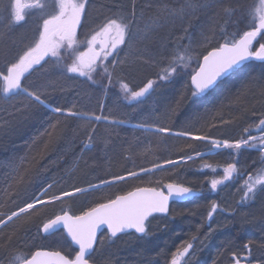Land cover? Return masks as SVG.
<instances>
[{
  "label": "trees",
  "instance_id": "trees-1",
  "mask_svg": "<svg viewBox=\"0 0 264 264\" xmlns=\"http://www.w3.org/2000/svg\"><path fill=\"white\" fill-rule=\"evenodd\" d=\"M164 2L165 0H119V3L129 11L135 3L137 14H142L145 19L151 17L155 11V9L149 11V4L157 5ZM182 2L183 0H167L170 5L176 4L177 6ZM241 2L246 4L247 11L250 13L253 0H241ZM106 3H110V0H92L89 11L94 12L99 5ZM9 4L11 5V0H0V53L15 54L22 46L21 41L17 40L21 38V34L18 31L4 33V28L7 29L11 25ZM141 7H143V13H141ZM215 10L219 11L218 6ZM212 11L210 9L192 18V27H189L190 36H185L184 39H181L184 33L179 23L174 27L170 25L159 29L154 37L159 51L165 52V48L169 52L172 49L178 50L179 45H187L191 39L193 45L191 55L197 57L201 52L206 54L204 48L197 46V42L202 40L201 29L207 30L210 25L209 17ZM248 19H252L251 13ZM221 24H223L222 21ZM184 26L188 27L187 20L184 21ZM236 31H240L242 35V31L236 25L229 24L225 26L224 33H221L219 29L215 33L209 32L213 43L206 46L207 50H211L213 44L218 46V43L224 42L223 39H219L217 43L218 37L226 34L227 38L231 39L233 32ZM260 43H264V38H257L253 44V50L259 47ZM124 51L119 56L121 61H126V59L122 60L126 57ZM133 54L131 58L126 57L128 59L126 63L120 64L119 67L124 71L121 72L118 68L112 75L111 84L108 78L97 74H93L96 77L95 84L86 78L65 79L53 75L51 66L33 73L26 83L31 81L36 84L49 85L50 91L45 97L49 107L22 108L21 100L12 98L15 94L3 95V83L0 81V162L12 161L14 164V168L0 167V205L7 204L9 198H13L17 205L23 206L33 192L39 194L41 185L46 186L56 180L59 182L55 183L52 191L59 194L61 189L71 191L73 186L87 187L88 182L98 183L100 178L109 177L111 174H122L126 168L150 167L151 162L155 160L161 162L166 158L176 160L185 155L213 150L210 143L176 137L169 138L164 134L154 137L151 131H144L137 125L151 127L162 124L173 131L195 132L203 127V120H207L208 125L203 127V132L210 130L213 138L234 141L241 136L247 138L248 135L263 134L264 130L255 127L259 123L261 113L264 112V95H261L259 91V77L264 67L260 61L253 59L245 66V71L249 72L250 77L255 78V82L249 85L251 91L245 90L239 97L233 95L230 99L224 100L229 89L235 94L237 88L243 86L241 77L237 76L221 84L211 96L193 100L188 87V79L197 69L195 58L186 59L187 67H179L178 72L174 73L169 80L161 81L158 74H162V68L159 65L167 66V53L164 56L157 55L155 51L147 53L141 44L135 47ZM183 54L178 50V55ZM145 56H152L156 64L144 63ZM201 58L202 56H199V60ZM4 63V57L0 55V68H4ZM112 67L110 63V73ZM149 80L153 81L154 86L146 95L143 103L129 104L123 99L121 84H126L132 90H139ZM104 85L108 87L105 88ZM118 95L120 99H117ZM10 100L11 102H8ZM222 100L223 103H221ZM52 107H61L65 110L72 108L74 111L88 110L97 115L103 112L104 115L122 119L126 123L114 132L103 125H98V131L91 142V147L84 149V142L88 139L82 135L84 132L82 125L85 122L60 116L50 110ZM131 112L134 113L132 116H130ZM206 112L207 115H205ZM221 118L229 123H220ZM213 123L216 124V128L211 127ZM249 125L253 127L245 133L244 129ZM212 131L218 132L219 136H213L218 133ZM231 131L235 133L230 137L220 134ZM186 143L194 148L184 152L183 147ZM253 150L254 148L242 149L238 153L227 149L220 150L187 163L171 166L169 167L171 171L157 173L153 176L151 183H149V177L144 176L143 182L131 180L127 183L121 182L104 193L78 195L75 198L68 197L62 203L57 202L55 206H39L38 212L28 218L17 220L14 225L10 226V229H5L3 233H0V238H3L10 233L11 229L20 230L18 241H13L12 247L8 250L0 247V264H9L10 258L19 255L21 250L27 251L23 248L24 241L27 240L29 244H32V237L37 236L43 223L54 213H60L61 209L66 210L67 208L70 211L68 213L79 215L82 210L99 201L101 196L111 195L114 198L115 195L125 194L137 186H156L157 179L163 183L176 182L190 187L199 195L184 203L173 204L165 217L151 218L147 224L149 225L147 236L138 237L134 234H126L112 239L106 233H102L99 239L104 240L102 250L104 249L105 258L108 259L106 263L98 261L96 254L100 257L102 250L99 251V245H96V252H93L92 260L90 259L92 264H167L171 261L172 254L182 245L187 246L188 242L193 244L190 250L191 252L196 250L195 259L197 258L200 264H220V262L227 264L230 256L237 250L242 252L249 250L253 256V264H264V246L261 244L264 238V194L262 193H258L250 205H237L249 207L242 214V227L235 215L227 213L226 217L229 219H222L227 226L221 229V232L217 233L214 238H210L205 247L199 245L207 231L212 229L213 219L216 218V213L211 219L206 217L211 203L216 202L222 208V196H227L232 192L233 180L223 182L217 186L215 192L212 191L211 181L220 179L216 176V170L213 171L214 166L216 164L225 166L229 163L228 158L237 160V158L247 157L245 166L256 163L257 165L250 168L264 167L259 154ZM238 175L237 173L234 180ZM14 207L16 205L7 204V207H0V211H7ZM171 220L172 222L169 223ZM153 222H160L156 225L157 227L154 226L158 228V231L151 227ZM54 235L60 236L67 244V250L62 249L61 253L72 258L75 251L63 234ZM51 239L39 234L35 244L43 245L44 249L51 250L52 248L46 245V242ZM248 241L252 243L249 249H245L244 245ZM35 250L37 249L32 248V251Z\"/></svg>",
  "mask_w": 264,
  "mask_h": 264
},
{
  "label": "snow or ice",
  "instance_id": "snow-or-ice-1",
  "mask_svg": "<svg viewBox=\"0 0 264 264\" xmlns=\"http://www.w3.org/2000/svg\"><path fill=\"white\" fill-rule=\"evenodd\" d=\"M259 7H256L257 18L248 19L250 13L247 11L246 4L241 0H183L177 6L169 4L167 0L157 5H148L149 11L153 15L145 22V17L137 14V5L133 3L131 11L119 3V0H110V3L101 4L94 12L89 11L91 0H55L58 12L52 14L49 18L43 19L42 30L38 33V39L33 44H29L26 48L21 49L15 54L0 53L4 57V68H0V81L3 83V95L8 96L9 93L15 94L12 98H21V107L28 109L34 106L49 107L46 103V95L50 91L47 84H36L29 81V78L35 72H40L51 66L53 75H58L65 79L86 78L93 84L96 83V77L93 74L106 77L109 84L112 81V75L116 70L123 72L120 68V53L125 48L132 49L139 45H143V49L147 53L155 51L157 55L164 56L167 53V66L159 65L162 68V74H158L159 80L167 81L178 72L179 67H187V60L196 59L197 69L191 75V85L194 90L191 91V98L196 100L205 96H211L221 84L232 80L234 77L240 76L243 86L237 88L235 94L228 90V95L224 100L230 99L233 95L239 97L245 90L251 91L249 85L255 82V78L250 77L249 72L245 71V66L249 61L255 59L260 61L264 67V43H260L258 49L253 50L254 41L258 37L264 38V0H259ZM12 16L14 21L19 23L25 20V10L27 8H43L40 0H12L11 2ZM218 6L219 11H216ZM213 10L209 17L210 25L207 30L201 29L202 40L197 42V46L204 48L207 54L199 53L202 56V62L199 56L193 57L192 41L189 39L187 45H179L178 50L183 55H178L177 49L170 52L165 48V52H160L159 47L155 45L154 37L156 32L167 26H175L179 23L184 36H190L189 27H192L191 20L200 13H206ZM143 13V7H141ZM188 21V27L184 26V21ZM221 21L223 24H221ZM236 25L242 31L233 32L231 39L227 35L218 37L223 39V43L218 46L213 44L211 50H207V45L213 43L209 32L215 33L217 29L221 33L225 32L226 25ZM247 30H244V29ZM83 33L84 40H79V35ZM106 35L111 36L109 43L103 46V56L99 52L93 50L98 42V37ZM237 36L239 38H237ZM90 37V39H89ZM79 44L80 47H74ZM151 44V46H149ZM123 46V47H122ZM86 47L87 50H84ZM108 57H112V71L109 72ZM144 63L156 64L152 56H145ZM6 69V71H5ZM259 91L264 95V71L259 77ZM83 82V80L81 81ZM153 81L141 87L139 90H132L126 84H121V92L123 99L129 104L133 102L143 103L146 95L153 89ZM103 87L107 88L108 85ZM235 87V85H233ZM54 90V89H51ZM187 98V97H185ZM120 99V96H117ZM223 103V100L221 101ZM75 107V106H73ZM103 108V105H101ZM51 111L60 116L70 117L82 120L85 123L83 136L88 139L84 142V148H90L91 142L95 139V133L98 131V125H103L106 129L114 132L115 129L124 125L126 122L122 119H116L111 116L104 115L103 112L97 115L95 112L88 110H67L61 107H52ZM208 113L206 112L205 115ZM11 115V113H10ZM203 119V118H200ZM220 123L227 124L229 121L221 118ZM207 120H203V127H207ZM143 127L146 131H151L154 137L160 134H167L169 138L190 137L193 141H207L215 151L232 150L233 153L241 152L242 149L256 148L257 143L261 146V164L264 165V136L248 135L247 138H241L234 141L229 139L213 138L209 133L203 132V127L195 132L189 130L173 131L170 127L162 124H156L149 127L148 125H137ZM212 128H216L213 123ZM253 125H249L244 129L248 133ZM255 127L264 130V112L261 113L258 125ZM49 135H51L49 133ZM83 151V149H81ZM205 154L196 153V157ZM196 157L185 155L174 160L171 158L163 159L162 162L155 160L151 162L150 167H130L126 168L122 174H111L109 177L100 178L99 182H88L87 187L73 186L71 191L61 189L59 194L52 191L55 184L41 185L39 194L33 192L23 206L17 205L16 200L9 198L7 204L16 205L7 211H0V233L5 229H10L17 220L28 218L39 211L37 205L55 206L57 202H63L64 197H76V194L89 195L96 193H104L106 190L114 188L121 182L127 183L131 181L143 182L144 176L151 178L157 173H166L171 171L167 165L176 166L179 163H187ZM0 167L14 168L12 161L0 162ZM238 170V161L228 163L223 169V179H213L211 181V189L213 192L217 190V186L232 178L233 172ZM215 171V169H213ZM256 172H248V179L242 185L244 200L252 201L257 197V192L264 194V167L254 170ZM23 179L22 177L20 178ZM156 186L139 187L134 191H128L125 194H117L114 198L111 195L101 196V199L94 202L81 211L79 215H70L66 210L61 209L60 213H54L39 228L37 236L32 237V244L27 240L24 241L23 248L19 255L10 258L9 264H90L91 254L95 251V244L98 240V232L106 227L110 237H117L120 233H126L134 230L141 236H147V221L153 214H168L169 202L171 199L183 200L193 195L190 187L183 186L176 182L163 183L157 179ZM162 188L167 189L165 193ZM7 204L0 207H7ZM217 211H224L219 204L212 202L210 210L207 213L209 219ZM229 214L235 213L236 209L228 207ZM62 228L71 243L78 246L74 259L64 255L60 250H45L43 245L37 246L35 240L40 233L47 234L53 229ZM20 230L11 229L10 233L0 238V247L8 250L13 246V241H18ZM195 239V237H194ZM252 241H248L245 249H249ZM264 246V238L261 240ZM193 247L191 242L187 246H181L172 254L170 264H181L180 258L185 257L189 250ZM32 248L37 250L32 251ZM236 264H240V258L237 254H233ZM247 259V257H245ZM186 264V261L184 262Z\"/></svg>",
  "mask_w": 264,
  "mask_h": 264
},
{
  "label": "rangeland",
  "instance_id": "rangeland-1",
  "mask_svg": "<svg viewBox=\"0 0 264 264\" xmlns=\"http://www.w3.org/2000/svg\"><path fill=\"white\" fill-rule=\"evenodd\" d=\"M91 2H92V0H91ZM40 3H42L43 4V8H34V10L32 11V14H33V17H34V19L32 20V21H34L33 23H34V31L33 32H30V31H28V30H26V29H24V30H22L21 28H17V29H13V28H15L14 27V25H13V21L10 19V21H11V25L6 29V28H4V33H8L9 31L10 32H14V31H18L19 32V34H21V38H18L17 40H18V42L19 41H21V43H22V46L19 48V50L21 49V48H26L29 44H33V42L36 40V39H38V33H39V31L40 30H42V25H43V19H45V17L46 16H48V15H51V14H53V13H55L56 12V9H55V0H40ZM10 5V4H9ZM260 6V4H259V0H253V2H252V5H251V9H250V13H251V16H252V18L253 17H256L257 18V22H258V16L256 15V7H259ZM10 11V10H9ZM14 20V19H13ZM148 21V18H146L145 19V22H147ZM15 22V21H14ZM15 23H17V22H15ZM32 23V24H33ZM27 32V33H26ZM30 33V34H29ZM16 44V42L14 43V45ZM255 49H258V47H256V48H254V50ZM125 51H124V53L126 54L125 56L127 57V58H131V57H133V52L135 51V47L134 48H132V49H128V48H126V49H124ZM123 58L122 60H125L126 59V61H128V59L127 58ZM134 60H136V59H134ZM2 82V81H1ZM31 82V81H30ZM33 83V82H32ZM2 88H3V86H2ZM14 100H21V98H19V97H17V98H15ZM8 102H11V100L10 101H8ZM134 113L133 112H131V114H130V116H132ZM231 126V125H230ZM231 127H233V126H231ZM141 129L142 130H144V131H146L143 127H141ZM206 132H208L209 134H210V130L209 131H206ZM212 132H215V133H218V132H216V131H212ZM214 133V134H215ZM235 133V131H231V132H229V133H220L221 135H224V136H226V137H230V136H232L233 134ZM163 134V133H162ZM167 136V134H164V136ZM213 136H219V133L218 134H216V135H213ZM174 137V136H173ZM261 137V136H260ZM179 139H187V140H190V141H193V140H191L190 139V137H183V138H179ZM257 139H259V137L257 138ZM199 142H201V143H209V142H207V141H199ZM189 143H186L185 145H184V147H183V151L184 152H188V151H190V150H192L193 148H194V146L193 147H191V146H189L188 145ZM258 148L256 147V148H254V152H256L257 154H259V156L261 157V154H262V152H261V146H260V144H258ZM213 152H215V150H213V151H211V152H208V153H206V152H201L202 154H210V153H213ZM192 156H194V157H196V154H194V155H192ZM204 156V155H203ZM200 157H202V156H200ZM200 157H196L195 159H197V158H200ZM176 160H179V159H176ZM194 160V159H193ZM180 164V163H179ZM255 165H257L256 163L255 164H252L251 166L250 165H247V166H240L239 167V171H238V176H237V178H236V180H233L232 181V187H231V190H232V192H231V194H229V195H227V196H222V200H223V202H222V208L224 209V211H217L216 212V218H214L213 219V223H212V229L208 232L207 231V233H206V236L203 238V239H201L200 240V242H199V245L201 246V247H205L206 245H207V243L209 242L208 240L210 239V238H214V236H216V234L218 233L219 234V232H221V229H224L227 225H225V221L224 220H222V219H226V218H228V217H226L227 216V213L229 214V211H228V207L229 206H231V208H234V209H236V211L237 210H239V212L237 211H235V213L234 214H232V215H235V217H236V219H238V221H239V225L242 227V214H244V212H246L248 209L247 208H249V207H247V208H245V207H242V206H237V205H245L246 206V204L247 205H250V203L252 204V202L255 200H252V201H249V200H244V202L243 203H240V201L242 200V198H243V192L245 191V189H243V187H242V185L244 184V181L245 180H247L248 179V176H247V173L248 172H253V175H255L256 174V172L254 171V170H256L257 169V167L256 168H254V169H252V168H250V167H253V166H255ZM167 166H172V165H167ZM166 166V167H167ZM236 177V176H235ZM258 193H260L259 191L257 192V194ZM66 198H68V197H64L63 198V200L64 199H66ZM260 203V202H259ZM257 204H258V202H257ZM263 205V204H262ZM39 206H42V205H37V207H39ZM258 208V207H257ZM209 209L210 208H208V210H207V212H206V214L208 213V211H209ZM66 211L67 212H70L67 208H66ZM71 215H72V213H70ZM230 215V214H229ZM206 217H208V216H206ZM229 219V218H228ZM241 219V220H240ZM172 222V220L171 221H169V223H171ZM160 222H153V224H152V228H154V226L155 227H157L156 225H158ZM149 224V223H148ZM148 226L149 225H147V229H148ZM151 228V229H152ZM156 231H158V228H154ZM60 233V232H59ZM215 233V234H214ZM58 234V233H57ZM60 235V234H59ZM54 236V237H53ZM53 236H51V237H49V239L50 238H52L51 240H49V241H47L46 242V245L48 246L49 245V247L50 248H52V249H54V250H62V249H65V250H67V244H65L66 242L65 241H63L62 239H61V237L60 236H58V235H53ZM99 241V243L97 244V245H99V251H101L102 250V248H103V245L105 244V243H103V239L102 238H100V239H98ZM199 248V247H198ZM96 249L97 248H95V251L94 252H96ZM196 251V250H195ZM194 250L191 252V250H189V253L188 254H186V256L184 257V258H182V263L181 264H184V262L186 261V264H190V263H193V264H200L201 262L200 261H198L197 260V258L195 259V257L197 256V254H195L194 252H195ZM98 252V251H97ZM243 252L241 251V250H237L236 251V254L237 255H241V256H243L244 254H242ZM94 254V253H93ZM92 254V255H93ZM92 255H91V260H92ZM105 252H104V249L100 252V257L98 256V254H96V258L98 259V261L99 262H101V263H106L107 262V259L108 258H105ZM193 260V261H192ZM229 263V261L227 262V264ZM168 264V263H167ZM220 264H223L222 262H220ZM229 264H232V262H230Z\"/></svg>",
  "mask_w": 264,
  "mask_h": 264
},
{
  "label": "flooded vegetation",
  "instance_id": "flooded-vegetation-1",
  "mask_svg": "<svg viewBox=\"0 0 264 264\" xmlns=\"http://www.w3.org/2000/svg\"><path fill=\"white\" fill-rule=\"evenodd\" d=\"M11 2H12V0H11ZM55 9H56V12H58V8L56 7V5H55ZM89 9H90V7H89ZM33 10H34V8H27L25 10V20L24 21H21L19 23H15L14 20H13L14 18L12 16V8L10 9V11H9L10 19L12 18L11 19L13 21L12 23H13L14 27L16 26L15 29L21 28L22 30L26 29V30H28L30 32H33L34 31V29H33L34 28V23H33L34 21H32L34 19L33 14H32V11ZM51 15H48L45 18H49ZM89 39H90V37H89ZM79 40H81V41L84 40L83 33H81L79 35ZM110 40H111V36L102 35V36L98 37V42L94 46L93 50L96 51V52H99L100 55L103 56V46L106 43H109ZM74 47H80V45L77 44V45H74ZM84 50H87L86 47H84ZM111 60H112V57H108L107 61H102V63H108V65H109L111 63Z\"/></svg>",
  "mask_w": 264,
  "mask_h": 264
},
{
  "label": "water",
  "instance_id": "water-1",
  "mask_svg": "<svg viewBox=\"0 0 264 264\" xmlns=\"http://www.w3.org/2000/svg\"><path fill=\"white\" fill-rule=\"evenodd\" d=\"M206 54H207V53H206ZM200 61L202 62V58H201ZM249 62H250V61H249ZM249 62H248V63H249ZM196 70H198V69H196ZM193 74H194V73H193ZM188 84L190 85V88L194 90V86L191 85V76H190L189 79H188ZM9 94H13V93H9ZM134 190H135V189H133L132 191H134ZM161 190H163L165 193H167V189H166V188L161 189ZM197 195H198V193L195 192V191H193V195H192V196H190V197H186V198H184L183 200H175V199H171L170 202H169V209H170L171 204L186 202L187 200H189V199H191V198H193V197H196ZM168 213H169V212H168ZM70 215H71V214H70ZM157 215H158V216H166V215H168V214L165 215V214H159V213H156V214H153L152 216H150L149 219L152 218V217H154V216H157ZM149 219H148V221H149ZM148 221H147V222H148ZM41 227H42V226H41ZM58 232H62V233H63L65 239L68 241V243L70 244V246L75 250V252L78 251V246H75V245H73V244L71 243L70 238L67 237L66 233L63 232V229H62V228L53 229L51 232H49V233H47V234L41 233V235L47 237V236H52V235H54V234H56V233H58ZM103 232H106V233H107V229H106V227L103 228L100 232H98V238H99V236H100ZM107 234H108V233H107ZM126 234H134V235H136V236H138V237H142L140 234L135 233L134 230H129V231L126 232V233H120V234L117 235V237H118V236H122V235H126ZM108 236H109V235H108ZM109 237H110V236H109ZM110 238L114 239V238H116V237H110ZM97 241H98V240H97ZM96 244H97V242H96ZM96 244H95V247H96ZM45 250H46V249H45ZM91 255H92V254H91ZM74 257H75V255L73 256V259H74ZM180 260H182V258H180ZM90 264H92V263L90 262ZM168 264H170V262H169ZM234 264H236V262H235ZM240 264H243V263H240Z\"/></svg>",
  "mask_w": 264,
  "mask_h": 264
},
{
  "label": "bare ground",
  "instance_id": "bare-ground-1",
  "mask_svg": "<svg viewBox=\"0 0 264 264\" xmlns=\"http://www.w3.org/2000/svg\"><path fill=\"white\" fill-rule=\"evenodd\" d=\"M22 49V48H21ZM20 49V50H21ZM19 50V51H20ZM188 87L190 88V85L188 84ZM260 136H264V132H263V134H260V135H257L256 137L258 138V137H260ZM259 140V139H258ZM87 141V140H86ZM85 149V148H84ZM213 151V150H212ZM208 152H211V151H208ZM208 152H206V153H208ZM210 154H212V153H210ZM210 154H206V155H210ZM206 155H204V156H206ZM203 157V156H202ZM202 157H200V158H202ZM246 160H247V157H242V158H237V161H238V170L237 171H235V172H233V174H232V178L231 179H229V180H227V181H232V180H234V177H235V175L238 173V171H239V167L240 166H243V165H245L246 163ZM228 162L229 163H231V162H233V159L232 158H228ZM173 166V165H172ZM227 166V164L224 166L223 164L221 165V164H216L214 167H215V172H216V176L218 177V178H220L221 180L223 179V175H224V172H223V169L225 168ZM168 168L169 167H171V166H167ZM59 181L58 180H56V181H54L53 183L55 184V183H58ZM225 182V181H224ZM78 195H80V194H76V196H78ZM151 219V218H150ZM149 219V220H150ZM41 234V233H40ZM43 236V235H42ZM43 237H46V236H43ZM48 238L49 237H51V236H47ZM46 237V238H47ZM46 250H50V249H46ZM52 250V249H51ZM234 254V253H233ZM233 254L230 256V258H229V263L230 262H232V264H234L236 261L233 259ZM236 254V253H235ZM242 254H244L243 256H241V255H238L239 256V258H240V263H243V264H253V256L250 254V252H249V250H246L245 252H243ZM245 257H247V259H245ZM228 263V264H229Z\"/></svg>",
  "mask_w": 264,
  "mask_h": 264
}]
</instances>
